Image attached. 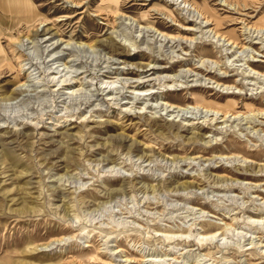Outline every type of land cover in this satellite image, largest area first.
I'll list each match as a JSON object with an SVG mask.
<instances>
[{
  "label": "rangeland",
  "instance_id": "rangeland-1",
  "mask_svg": "<svg viewBox=\"0 0 264 264\" xmlns=\"http://www.w3.org/2000/svg\"><path fill=\"white\" fill-rule=\"evenodd\" d=\"M16 3L0 264H264V0Z\"/></svg>",
  "mask_w": 264,
  "mask_h": 264
},
{
  "label": "bare ground",
  "instance_id": "bare-ground-1",
  "mask_svg": "<svg viewBox=\"0 0 264 264\" xmlns=\"http://www.w3.org/2000/svg\"><path fill=\"white\" fill-rule=\"evenodd\" d=\"M191 6V5H190ZM195 8V7H194ZM195 10H197L196 8H195ZM197 12L199 13V15H201V18H203V20H205V24L206 25H211V22L209 21V20H207L205 17H204V15L199 11V10H197ZM185 30H191V29H185ZM215 33L216 34H218V32H216L215 31ZM220 36V35H219ZM221 36H223L222 34H221ZM225 38H227L226 39V41H228L229 42V44H232V45H238V44H236L237 43V39L236 38H234L233 36H225ZM139 82V81H138ZM137 82V87H139V86H141V84L142 83H138ZM233 105H235V104H227L226 106H223V107H217V106H214V107H216V108H207V107H202V106H200L199 104L198 105H196L195 107H197V108H203V109H206V110H208V111H213L215 114L216 113H218V114H221V116H226V115H228V114H236L235 112H234V108L233 107H235V106H233ZM213 113V114H214Z\"/></svg>",
  "mask_w": 264,
  "mask_h": 264
},
{
  "label": "crops",
  "instance_id": "crops-1",
  "mask_svg": "<svg viewBox=\"0 0 264 264\" xmlns=\"http://www.w3.org/2000/svg\"><path fill=\"white\" fill-rule=\"evenodd\" d=\"M9 1H11L14 6L16 5V9H17L18 8V4L16 2H18L20 4L21 2H25L26 0H18V1L17 0H9ZM19 13H20V10H19Z\"/></svg>",
  "mask_w": 264,
  "mask_h": 264
}]
</instances>
